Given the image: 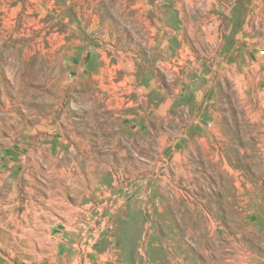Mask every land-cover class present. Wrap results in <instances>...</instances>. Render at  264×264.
Wrapping results in <instances>:
<instances>
[{"label":"rangeland","instance_id":"obj_1","mask_svg":"<svg viewBox=\"0 0 264 264\" xmlns=\"http://www.w3.org/2000/svg\"><path fill=\"white\" fill-rule=\"evenodd\" d=\"M0 264H264V0H0Z\"/></svg>","mask_w":264,"mask_h":264}]
</instances>
